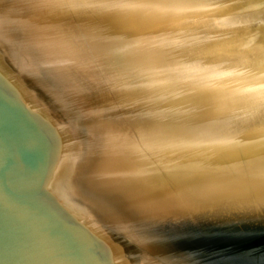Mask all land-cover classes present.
I'll list each match as a JSON object with an SVG mask.
<instances>
[{"label": "bare ground", "instance_id": "obj_1", "mask_svg": "<svg viewBox=\"0 0 264 264\" xmlns=\"http://www.w3.org/2000/svg\"><path fill=\"white\" fill-rule=\"evenodd\" d=\"M59 32L70 44L54 47ZM25 38L49 62L78 45L140 129L131 148L95 151L88 105L49 85ZM0 63L56 115L64 151L47 185L111 252L126 241L162 264L141 222L264 214V0H0Z\"/></svg>", "mask_w": 264, "mask_h": 264}, {"label": "water", "instance_id": "obj_2", "mask_svg": "<svg viewBox=\"0 0 264 264\" xmlns=\"http://www.w3.org/2000/svg\"><path fill=\"white\" fill-rule=\"evenodd\" d=\"M47 35L42 39H51ZM71 36L59 32L51 42L70 44ZM25 44L41 60L51 87L81 102V108L88 105L82 109L97 137L89 141L95 151L107 139L119 142L125 152L126 146L131 148L128 142L140 138V129L128 128L117 95L94 80V62L85 64L74 56L78 45L71 42L72 57L63 52L67 64L61 52L47 61L53 57L46 56L52 53L43 49L45 43L38 50L29 38ZM22 85L0 63V264H121L124 251L135 255L130 254L132 264H145L129 242L124 241L125 250L120 247L123 254L119 249L111 252L109 243L49 189L47 180L64 151L58 119L44 105L41 111L32 109ZM141 223L148 243L145 254L162 264H264V214Z\"/></svg>", "mask_w": 264, "mask_h": 264}]
</instances>
